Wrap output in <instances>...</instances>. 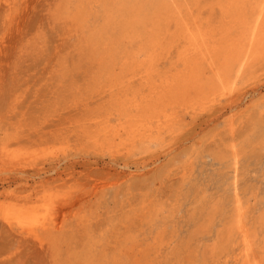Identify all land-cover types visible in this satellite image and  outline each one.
Masks as SVG:
<instances>
[{"label":"rangeland","instance_id":"374dc122","mask_svg":"<svg viewBox=\"0 0 264 264\" xmlns=\"http://www.w3.org/2000/svg\"><path fill=\"white\" fill-rule=\"evenodd\" d=\"M259 1L0 0V264H264V54L163 87L176 21Z\"/></svg>","mask_w":264,"mask_h":264},{"label":"bare ground","instance_id":"6f19581e","mask_svg":"<svg viewBox=\"0 0 264 264\" xmlns=\"http://www.w3.org/2000/svg\"><path fill=\"white\" fill-rule=\"evenodd\" d=\"M6 1H9V0H6ZM9 4H11V3L9 2ZM242 7H243L242 4H237L236 2L235 3L233 2V5L228 3L225 6V8L222 9L223 11H221V15H220L221 17L219 19L218 25L217 24L212 25L210 23L206 27L205 24L203 25L204 22L201 23V21H199V19L196 18L199 14L194 18V20L192 22L185 20V19H181V18L175 22L176 27L181 31L178 39L183 42L182 51L178 48L181 51L180 56H179V60L183 62V67L178 72H176V73L174 72L175 75L172 79H170V80L168 79V80L164 81L165 84L162 83L160 80V83H162V84H160L161 86L160 85L159 86L162 87V85L164 84L163 87L168 88V90L165 88L166 91H168L167 94L171 93V96L177 97L178 95H187L191 91L201 90L202 88H204L203 80H204V78L206 79L207 75L212 76L211 78H213V83L218 84L225 91L224 94H230L233 91L232 90L233 81H230V82H228V81H229L230 73L232 71H235V67H237V71H238L239 69H241L242 67H244L245 65H247L248 63L253 61L254 59L260 58L264 54V0H260L258 6L252 10V15H254L253 19L249 15L246 14V11ZM233 8H234V11H233ZM236 10H237V12H236ZM163 11H164V9H163ZM175 15H177V14H175ZM199 18H200V16H199ZM167 54H166V56H167ZM176 59H178V58H175L174 60H176ZM150 64H151V61H150ZM169 64H171V63H168V65ZM169 66H171V65H169ZM140 68H142V67H140ZM141 71H142V69H141ZM134 76H136V75H134ZM159 79H161V78H159ZM147 82H149V81H147ZM145 83H146V81H145ZM152 83L150 82L149 84H152ZM146 84L148 85V83H146ZM160 90L162 91V89H160ZM158 91L159 90H157V92ZM164 95H166L165 92H164ZM167 96H166V98H167ZM141 97H143V96H140V100H141ZM144 99H145V97H144ZM156 99L157 98H155L154 101H157ZM167 99H165V100H167ZM149 100H151V102H152L151 98H149ZM149 100H146V101L149 102ZM214 100H215V98L212 99L211 102H213ZM146 101H145V104H146ZM162 101H163V99H162ZM168 101H169V99H168ZM168 101L166 103H168ZM130 103H132V102H130ZM138 103H139V100H138ZM162 103H161V106L166 105L165 102H162ZM151 107H152V104H151ZM157 107H158V105H157ZM165 107H163V108L161 107L163 112H164L163 109ZM141 108H143V107H141ZM137 109H139V108H137ZM145 111H147V110H145ZM134 112H137V111H134ZM140 112H142V110ZM167 113H168V111H167ZM169 114H171V113H169ZM168 116L169 115L167 114V119H168ZM155 117L159 118V114L156 115ZM141 119L143 120V117H141ZM177 119H178V116H177ZM155 120H158V119H155ZM165 120H166V118H165ZM120 121L122 122V120H120ZM123 122H122V124H123ZM139 122H140V120H139ZM174 122L176 123L177 121H174ZM140 123H144V122L141 121ZM170 123L171 122H169L168 124H170ZM159 124H161V126L163 127L162 123H159ZM149 127H151V126L149 125ZM164 127H165V125H164ZM172 127H170V128H172ZM146 128H147V126L144 127V130ZM170 128H168V129H170ZM136 130H137V127H136ZM162 130H163V128L161 129V131ZM127 131H128V129H127ZM132 131H133V129H132ZM108 132H110V131H108ZM121 133L122 132H120V134ZM147 135H149V134H147ZM137 136H138V134H137ZM141 136H143V135H141ZM4 150H5V148H4ZM13 159H14V157H13ZM21 207H22V205H21ZM35 217H36V215H35ZM2 218L8 224L11 222L16 223V225L19 228H22L23 226H25V224L28 221H30V217L28 215V212H24L23 210L18 211V212L15 211V213H8V211L3 210L2 211ZM35 221H36V219H35ZM239 226L241 228V225H239ZM244 242L247 243L246 238L244 239Z\"/></svg>","mask_w":264,"mask_h":264}]
</instances>
